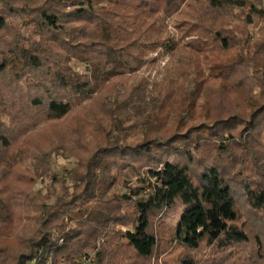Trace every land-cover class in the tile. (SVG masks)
Returning <instances> with one entry per match:
<instances>
[{"label": "trees", "instance_id": "1", "mask_svg": "<svg viewBox=\"0 0 264 264\" xmlns=\"http://www.w3.org/2000/svg\"><path fill=\"white\" fill-rule=\"evenodd\" d=\"M232 9H247L249 23L264 18L253 0H0V123L3 117L58 122L98 93L112 92V82L136 73L156 51L173 62L167 76L181 79L188 97L201 93L206 107L211 87L200 67L211 61L208 51L233 43L223 14ZM191 36L186 53L178 54L180 41ZM121 96H108L99 112L88 108L76 133L49 138V155L32 146L44 155L31 165L39 176L48 165L50 172V158L68 141H95L64 177L49 175L50 205L40 203L48 197L22 193L18 216L0 197V264H83L90 251L89 264H142L158 246L154 217L168 213H180L169 234L188 252L179 264H198L191 255L203 246L248 249L242 264H264V99L238 94L236 113H209L200 116L204 123L172 129L163 114L170 93L140 82ZM234 124L246 140L227 131ZM12 145L0 132V147ZM21 221L31 225L26 239Z\"/></svg>", "mask_w": 264, "mask_h": 264}, {"label": "rangeland", "instance_id": "2", "mask_svg": "<svg viewBox=\"0 0 264 264\" xmlns=\"http://www.w3.org/2000/svg\"><path fill=\"white\" fill-rule=\"evenodd\" d=\"M253 1L258 9L264 12V0ZM246 12L247 9L244 11L232 9L223 12L225 21L228 27L231 28L233 43L226 51L218 50V48L208 51L206 56L211 61L207 64H202L200 67L207 77L205 82L211 87L208 92L209 96L207 95V98H211V101L209 100L210 103L206 107L201 104L203 100L201 93L195 98H190L188 97L189 89L184 88L181 79L167 76L173 70V62H171L169 56L156 51L145 57L147 63L136 73L112 82L113 84L109 86V88L115 86L112 92L106 89L98 93L94 96L92 103H84L82 107L71 110L66 118L58 122L50 124L36 123L25 119L17 124L15 121L3 117L0 123V132L8 135L14 146L12 145V148L8 150L0 147L2 154V158L0 159V197L9 200L13 211L18 216L22 213V208L20 206L17 207V205H21L20 195L22 193H30L31 196H36L35 199L38 201L48 197L46 201H41L40 203L48 205L53 203L54 199H49V196H47L49 195L50 187L49 175H56L58 178L64 177L66 172L73 168L77 159L76 156L86 158L85 149L88 151L92 150L95 141L91 136L83 137L82 143L78 146L72 145L68 141L64 149L69 150H64V145L62 148H57V152L60 149H62V152L60 151V155L50 158V172L48 165L47 172L44 174L40 173L39 176H36L32 172L31 165L39 163L44 155L35 152V150L31 151V149L33 147L40 148V152L49 155V138L62 139L74 132L76 133L79 128L85 127L84 119L86 118L85 113H87L88 108H91L93 112H99L101 106H103L101 102L108 98V96L114 93L125 96L134 86L139 85L140 82H146L149 89H154L156 93L161 91L164 96L170 93L169 99H167L169 107L166 108L163 114L167 115L164 125L172 129L178 125L179 127L186 128L204 123L205 120L200 119V116L209 113L211 115L220 113V116L236 113L239 111L241 105V102L237 100L238 94L249 93L253 97L264 99V50L262 47L264 42V18H255L252 23H249L246 18ZM180 25L183 26L185 23ZM168 31L176 39L180 38L179 30H176L172 23L168 24ZM195 39V36L184 37L180 41V47L183 48L179 50L178 54L186 53L188 49L187 45H190L191 41ZM151 59H155V61L151 62ZM209 66L211 67L210 71L208 69ZM79 71H82V69L80 68ZM230 75L231 77L228 82L223 81V78H229ZM6 83L3 82V85L8 87L5 85ZM9 91H7V94H12ZM260 94L262 96H259ZM123 98L121 96L119 99ZM111 100H113L112 97ZM189 103H191V106H188ZM244 119H247V117ZM236 122L239 123V121ZM241 127V125L234 124L233 129L227 131H232L234 136L240 141L246 140L248 134H244V129L241 130ZM240 130L241 134H244H242V138L239 136ZM86 131L88 129L84 128L80 132H84L86 135ZM55 138L54 144L59 146L57 144L58 140ZM259 139L264 143V134ZM67 155H70V157ZM47 161L49 163V159ZM129 178L132 179L133 183L137 181L133 175H130ZM55 189L56 191L59 190L58 187ZM114 190L117 192L125 191L122 188H114ZM21 203L23 204L24 202ZM179 217L180 213H168L161 217H154L153 229L159 238L158 246L152 259L142 264H179L183 257H187L188 252L181 249L178 245L171 243L172 238L169 236L170 228L177 224ZM245 219L246 221L249 220L247 216ZM21 223L25 224L26 231L19 235L22 239H26L31 236V225L23 221ZM121 228L124 230V227L121 226ZM11 244L13 245V243ZM228 250L231 252H226L225 250L216 251L214 248L203 246L199 252H195L191 257L194 261H198V264H242V258L248 253V249L243 248ZM125 255L127 257L132 256L130 253H125ZM231 255H236V257L225 259L226 256ZM93 259L94 252L90 251L88 254L82 255L80 261L83 264H89ZM60 264H64V262Z\"/></svg>", "mask_w": 264, "mask_h": 264}]
</instances>
